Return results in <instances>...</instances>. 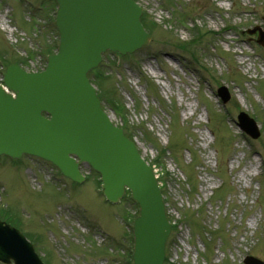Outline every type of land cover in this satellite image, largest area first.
<instances>
[{
	"label": "rangeland",
	"instance_id": "1",
	"mask_svg": "<svg viewBox=\"0 0 264 264\" xmlns=\"http://www.w3.org/2000/svg\"><path fill=\"white\" fill-rule=\"evenodd\" d=\"M136 1L149 41L118 65L104 54L98 67L123 111L103 104L113 122H128L142 156L170 148L165 168H155L177 225L167 264H243L246 255L264 262V47L257 31L246 30L264 31V0ZM53 8L51 0H0V77L12 58L26 59L27 69L44 66L45 48L57 41ZM188 39L197 47L194 59L175 46ZM222 85L226 102L216 93ZM239 111L256 121L257 139L237 126ZM81 170L88 178L77 184L42 159L0 155V209L18 216L27 237L39 236L28 238L47 264H126L123 215L133 205L125 195L106 202L94 172Z\"/></svg>",
	"mask_w": 264,
	"mask_h": 264
},
{
	"label": "water",
	"instance_id": "2",
	"mask_svg": "<svg viewBox=\"0 0 264 264\" xmlns=\"http://www.w3.org/2000/svg\"><path fill=\"white\" fill-rule=\"evenodd\" d=\"M56 1L60 42L57 53L48 56L46 69L25 72L15 64L6 68L3 80L16 97L0 86V153L36 154L76 181L83 179L78 162L87 161L101 173L104 194L111 201L129 187L140 205L134 221V262L162 264L170 226L156 179L134 144L103 112L87 79L104 50L124 54L148 42L140 7L133 0ZM257 41L264 44V33ZM243 115L241 125L250 132ZM10 257L15 264H41L24 237L0 221V259Z\"/></svg>",
	"mask_w": 264,
	"mask_h": 264
},
{
	"label": "trees",
	"instance_id": "3",
	"mask_svg": "<svg viewBox=\"0 0 264 264\" xmlns=\"http://www.w3.org/2000/svg\"><path fill=\"white\" fill-rule=\"evenodd\" d=\"M142 22H144V24L146 25V21H145V17L144 15L142 16ZM153 24V22L151 23ZM189 47L184 48V50H188ZM92 75L93 78V82L97 85L98 89H99V95L102 99H107L108 101H112L111 102V106L115 108H119V110L122 111L123 109V105L121 104V102L119 101V99L115 98V96H112V93H110L109 89L104 87V81L107 78V76H105L104 70L102 68H99L97 70H93L90 73ZM106 97V98H105ZM110 98V99H108ZM127 124V123H126ZM126 126V125H125ZM126 129L128 130V128L126 127ZM128 134V132H127ZM165 150H161L158 154V156L156 157V162L157 164H162L161 160L164 156Z\"/></svg>",
	"mask_w": 264,
	"mask_h": 264
}]
</instances>
